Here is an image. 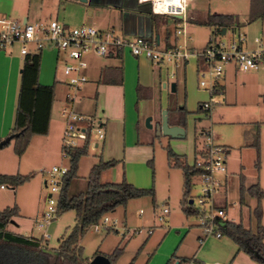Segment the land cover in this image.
<instances>
[{"label": "rangeland", "instance_id": "obj_1", "mask_svg": "<svg viewBox=\"0 0 264 264\" xmlns=\"http://www.w3.org/2000/svg\"><path fill=\"white\" fill-rule=\"evenodd\" d=\"M213 5H224V9L238 15L239 24L236 32L228 28L225 34H221L222 40L233 39L237 37L238 32L246 34V42L249 48L255 47V38L264 34V15L257 16L250 21L251 0H212ZM59 14L53 12L52 17L58 18L60 22L68 23L70 26L81 25V12L73 5L62 4L58 8ZM90 11V13H89ZM85 24H91L97 27H102L106 22H110L113 18L118 20V12L113 9L101 5H90L88 9H83ZM114 16V17H113ZM173 19L169 20V24ZM81 23V24H79ZM209 38V30L201 28L195 34V43H203ZM1 53L20 54V44L7 46L5 49H0ZM58 50L54 48H45L42 51V60L40 71L43 74V79L54 83L55 77L59 76L57 73L58 63L62 64L63 56L60 55V60H57ZM90 56V55H89ZM105 57L96 56L91 58L92 70L90 80H96L99 74V66L105 63ZM169 64L167 70L164 66V78L167 82V87L161 85V94L157 100L159 108L168 109L176 105H184L187 109L186 120V136L184 138H173L168 135H156L153 141V161L146 162V167L149 170V181L140 180L137 186L155 188L154 201L149 196L129 199L126 206L120 205L115 211L109 212L108 216L118 218L121 224H126L130 229L123 238L122 244H125L122 254L116 260L115 264H129L136 255L138 247L142 244L144 239L148 236V226L150 224H157L155 232L152 234L156 236L160 234V230L166 227L177 226L179 228H172L173 233L178 234L177 230L186 232L181 227L196 220L195 215H186L181 207L180 199L183 198V173L179 167L171 166L167 157L166 147L169 145L172 149L186 157L187 162L192 164L195 160V139L197 128L203 124L211 130L215 136V142L225 144L229 149L227 158V185L218 191L215 195L216 201L220 203H227L229 216L234 219L242 217L246 225L254 227L255 220L250 212L251 207L255 203V199L248 193L245 194L246 204L242 206L239 204V175L242 172L245 175L246 186L259 181L264 187V72L259 73V79L255 80L243 77L244 73L239 71L236 75L233 73L224 82V91L220 94H214L221 102L214 104L209 116H206L202 110L199 109V101L208 100L209 93L198 85V75L196 71L190 73H179L174 77L175 72L172 63ZM164 64V65H165ZM7 66L9 63L1 64L0 66ZM20 71L16 78V89L18 91L20 86ZM6 74L0 76V96L5 95L4 79ZM10 78V76H8ZM12 81V80H11ZM10 82V81H9ZM177 82V89L171 90V83ZM57 91L61 93V85L55 81ZM204 90V91H203ZM224 94V95H223ZM222 97H226L224 100ZM89 103V102H87ZM17 99L15 102V110ZM152 110L154 103H151ZM155 109V108H154ZM161 112V110H160ZM218 112V115H216ZM162 113V112H161ZM258 121L262 123L260 128V166H256V149L253 146L246 145L248 132L254 129L253 125ZM61 125V123H59ZM146 127L145 123L143 124ZM13 141L6 144L3 149L12 152ZM98 150H89L88 154L80 159L78 176L69 188V194L78 193L85 190L86 186H82L85 182L90 167L93 161L98 160ZM7 158V157H6ZM14 168L22 174L30 175V179L23 184L12 188L9 185H4L0 188V209L6 206H13L18 204L20 211L16 220L19 225L12 222L8 224V228L27 235L41 237L44 232L49 233V238H44L43 245L49 250L58 247L61 238L68 235L76 223V213L74 210H67L60 212L59 215L53 219L45 227H38L37 220L41 218L42 212L48 208V191L44 183L47 173L41 171L49 169L53 164L68 165L69 160L62 156L61 146L59 150L57 147L53 152L43 154L34 147L28 148L22 155L18 157L13 155ZM11 160V159H10ZM19 160V162H18ZM118 168L112 169L117 172ZM16 173V172H13ZM117 173H114L112 179H116ZM125 179L127 180L126 176ZM120 181V180H119ZM79 182H82L79 183ZM82 187V188H81ZM85 187V188H83ZM201 193V178L195 176L191 187L190 197L194 199L197 205V196ZM189 197V198H190ZM156 203V204H154ZM264 203V202H263ZM159 207L167 204L170 207V213L165 215V221H159L154 213L156 205ZM250 205V206H249ZM143 210V213H141ZM163 224V226H162ZM162 226V227H161ZM10 229V230H11ZM180 232V233H181ZM224 238H229L224 235ZM122 240V231L107 228L104 225L98 230L94 226L88 227L82 236H80L78 245L82 246L84 264H89V261L98 253H110L115 246ZM153 240V238H152ZM98 252V253H97ZM146 252H140L137 255L133 264H143L146 259Z\"/></svg>", "mask_w": 264, "mask_h": 264}, {"label": "crops", "instance_id": "obj_2", "mask_svg": "<svg viewBox=\"0 0 264 264\" xmlns=\"http://www.w3.org/2000/svg\"><path fill=\"white\" fill-rule=\"evenodd\" d=\"M225 1L229 2L230 0ZM243 1L249 2V0ZM62 4L67 6L73 5L79 10L81 12L80 22L82 24L85 23L84 15L82 14L83 9H88L90 5H101L117 11L118 20L115 21L113 18L109 23H104L100 28H114L126 37L144 36L149 39L159 40L165 44L168 41L170 45L173 43L186 45L190 52L188 57L183 60L170 62L172 63L170 65L175 69V72L172 73L174 77L177 76L178 72L186 73V70L187 73L196 71L198 75V68L203 64V59L198 56L197 52L207 45L213 33V27L208 24L211 13H229L238 17L230 9H224V5H213L212 0H190L184 16L155 14L152 12L149 2H138L137 0H95L93 3L80 0H0V17L10 15L21 21L25 19L27 21L47 19L48 16L52 17L53 12L59 14L57 8ZM171 19H173V22L171 21L169 24L168 22ZM67 25L69 24L67 23ZM201 28H207L209 30V38L203 43L196 44L195 34ZM177 29H182V32L178 33ZM231 29L233 30L234 27ZM244 46L249 48L247 42L244 43ZM96 56L98 55L92 54L88 56L89 79L78 92L73 102V107L79 112L98 115L106 120L105 139L95 148H89V150H98V153H100L98 160L101 157L103 160L116 159L118 162L114 166L102 171L101 181L119 182V180L121 181L126 176L127 181L133 184L141 182L140 180L147 182L150 179V174L146 167V162L148 160L150 162L153 158V138L158 135L155 126L162 119V108L160 107L157 110V100L161 94V85L167 87L163 71L164 66L167 70L169 69V64L163 62L155 63L145 56H135L128 50H125L119 56H103L106 60L105 63L99 66L98 78L96 80H90L92 70L90 61L92 57ZM23 60L24 55L22 54H0V65L2 63H9L7 66H0V76L6 74V78L4 79L6 92L4 96H0V140L10 134L13 126L15 102L17 99L16 78L19 74V68L22 67ZM239 71L234 65L230 64L225 70L223 80L226 81L233 73L236 75ZM242 72L244 73L243 77L258 80L260 77L259 73L264 72V70ZM103 74H105V81L101 80ZM39 81L43 84H50V81L43 79L41 71ZM57 83L61 85V93H58L57 87L55 86V97L52 104L49 131L47 134L34 135L27 149L34 147L39 152L45 154L50 151L53 152L55 147L59 150L61 146L65 123L61 117L60 109L64 103L65 93L68 87L63 82ZM53 84L56 85L55 80ZM175 84L177 89V82ZM222 85L224 88L226 87L224 82ZM208 93L211 97L209 91ZM222 98L224 100L226 97ZM201 102L199 101V105ZM220 102L221 100L218 103ZM151 103H154L155 109L153 108V110ZM216 115H218V112H216ZM148 116L152 117V127L147 125L145 127L143 125L145 118ZM201 126L206 125L203 124ZM253 127L254 129L246 135L248 137L246 145L249 146H251L254 139L255 124ZM261 127L262 123H260ZM3 147L0 148V173L17 172V169H13L16 163L14 162L13 155H18L14 152L13 147L11 153L8 150H4ZM22 155L18 157L20 158ZM97 161H93L92 165ZM115 168L119 170H116L117 172H113L112 174L111 171ZM114 173L119 174L116 179H112ZM223 179L224 185L221 189L227 185L228 173L223 175ZM79 183L82 184V182ZM87 184L88 176L82 186H86L87 188ZM3 186L1 185L0 188H4ZM263 202L264 199L262 200L264 222ZM215 203L217 206L223 207L226 210L228 219L243 221L242 217L234 219L229 216L227 203L217 202L216 198ZM255 204L256 201L253 205ZM157 206L159 207L157 204L155 208ZM163 206H167V204ZM169 213L170 210L167 214ZM16 217L13 218L12 223L18 226L19 223ZM188 225L181 227V229H186L184 234L180 230H177L178 234L173 233L172 228L179 227L169 226L162 228L160 234L152 237L157 224H150L147 230L151 229L152 231H148V236L138 247L136 255H134L135 258H137L140 252L144 253L145 251L147 256L143 264H214L218 261L221 264H260L246 251L239 249V246L230 238H224V235L221 237H207L200 241L199 238L203 236V232L197 223V219ZM9 229L11 228L9 227ZM11 230L19 233L13 229ZM169 258L172 259L171 263H168Z\"/></svg>", "mask_w": 264, "mask_h": 264}, {"label": "built area", "instance_id": "obj_3", "mask_svg": "<svg viewBox=\"0 0 264 264\" xmlns=\"http://www.w3.org/2000/svg\"><path fill=\"white\" fill-rule=\"evenodd\" d=\"M137 1L149 2L155 14L184 16L190 0ZM236 30L237 27H234L232 31L236 32ZM177 32L181 33L182 29H177ZM220 35L218 33V36H212L207 45L197 52L203 59V64L198 68V85L211 94L208 100L202 101L199 105L206 116L210 115L214 104L219 102L214 94L222 92L214 93V91L222 85L221 81L227 66L232 64L240 71L264 70V34L255 38L253 48L244 46L246 34L243 32H238L236 38L228 40H222ZM15 44H20V54L24 56L43 51L47 47L58 50V62L60 55L63 56L62 64L57 65L59 76L55 77V81L63 82L68 87L60 109L65 123L61 151L62 156L68 160L69 148L79 146L87 139L89 148H95L106 136L104 118L79 112L73 107L78 92L89 79V55L110 56L116 54L118 50L120 53L128 50L135 56H145L155 63H167L183 60L190 53L186 45L181 43L167 46L159 40L144 36L126 37L114 28L104 29L85 23L69 26L60 22L58 18L24 22L10 15H3L0 17V49ZM205 145L207 146L205 155L191 164L202 169L201 193L197 196L196 205L201 208V213L196 216L203 232L200 241L207 237L223 236L220 227L228 219L226 210L216 205L215 195L224 185L223 175L227 173L229 149L226 145L215 142L210 129L205 137ZM68 170L69 164H53L49 169L43 170L47 173L45 185L49 189L47 196L49 205L37 220L38 227H45L59 215V199ZM169 210L168 206L161 208L157 206L154 213L159 221H163ZM103 225L108 229L121 230L122 236L130 231L118 218L109 217L108 213L92 226L98 230ZM42 236L50 237L47 232Z\"/></svg>", "mask_w": 264, "mask_h": 264}, {"label": "trees", "instance_id": "obj_4", "mask_svg": "<svg viewBox=\"0 0 264 264\" xmlns=\"http://www.w3.org/2000/svg\"><path fill=\"white\" fill-rule=\"evenodd\" d=\"M261 15H264V0H251L250 21ZM208 24L213 27L212 36H218L219 30L223 26L227 28L237 27L239 20L234 14L211 13ZM166 45L170 46L168 41ZM113 55L119 56L120 50ZM41 60L42 51L26 54L20 71L17 105L13 126L10 131V134L18 133L11 139L14 152L18 156L25 152L34 135L47 134L49 131L52 104L55 97V84H43L39 81ZM105 79V74H103L101 80L105 81ZM223 90V85H220L214 93H220ZM187 112L184 105L168 108L169 124L185 127ZM259 130L260 122L256 121L254 139L251 146L256 149L255 164L257 168L260 166ZM207 133L208 127L199 126L197 128L195 160L204 156L207 151V146L205 145ZM166 150L169 164L179 167L183 173L182 210L186 215L197 216L201 213V208L195 205L194 199L190 197V192L193 178L200 176L202 169L196 165L189 164L184 155L178 154L169 145ZM68 152L70 155L69 170L64 177V184L59 199V212L75 211L76 223L72 230L68 235H64L58 247L53 248V251H51L43 245V236H27L10 230L8 224L13 221L15 216L19 215L20 208L16 203L13 206H6L0 209V264H84L83 249L82 246L78 245V241L88 227L98 222L106 213L115 211L118 206H126L129 199L149 196L154 201L155 188L153 185L150 187H139L125 178L119 182L101 181L102 171L118 162L116 159L103 160L101 157L90 168L87 188L78 193L69 194L71 183L78 174L79 161L82 156L89 152L88 139L79 146L69 148ZM150 162H152V159ZM29 179L30 175L19 172L0 173V186L6 184L15 188ZM246 193L256 199V204L250 209L255 220L254 227L246 225L242 220L227 219L220 229L222 235L229 237L239 246V249H243L253 259L260 264H264L262 206L264 187L261 186L259 181L246 186L245 175L241 172L239 175V204L241 209L246 204ZM123 238L124 236H122V240ZM121 241L110 253L105 254L109 257L111 264H115L123 252L124 244L122 245ZM134 260L135 256L129 264H133ZM171 260L169 258L168 263H171Z\"/></svg>", "mask_w": 264, "mask_h": 264}, {"label": "water", "instance_id": "obj_5", "mask_svg": "<svg viewBox=\"0 0 264 264\" xmlns=\"http://www.w3.org/2000/svg\"><path fill=\"white\" fill-rule=\"evenodd\" d=\"M80 1L93 3L95 0H80ZM26 21H27V19L24 20V22H26ZM226 30H227V27L223 26L219 30V33L225 34ZM171 89L173 91L176 90L175 82H173L171 84ZM151 119H152L151 116H148L146 118V124L149 127H152ZM155 128H156V133L158 135L164 134V135H168V136L173 137V138H184L186 136L185 127L180 126V125L169 124L168 116H167V109H163L161 122H158L156 124ZM15 135H18V133L9 134L8 136H6L2 140H0V148L5 146L6 144H8L11 141V139L13 138V136H15ZM190 201H192V200H190ZM89 264H111V261L107 255H105L103 253H98L89 261Z\"/></svg>", "mask_w": 264, "mask_h": 264}]
</instances>
